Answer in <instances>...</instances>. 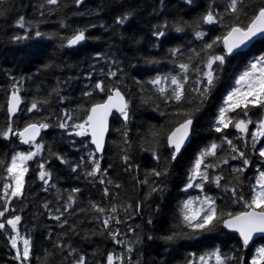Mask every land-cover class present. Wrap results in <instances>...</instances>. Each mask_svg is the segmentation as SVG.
Masks as SVG:
<instances>
[{"label": "trees", "instance_id": "1", "mask_svg": "<svg viewBox=\"0 0 264 264\" xmlns=\"http://www.w3.org/2000/svg\"><path fill=\"white\" fill-rule=\"evenodd\" d=\"M229 3L82 0L77 4L76 0H58L49 4L47 0H0V132L9 124L14 133L30 122L49 125L36 141L43 150L28 162L23 196L11 198L7 204L0 198V210L8 208L0 222L19 215L20 235L31 240L27 264H74L81 256L86 264H107L109 254L123 257L115 264H201L199 257L216 249L229 257L226 264H251L256 250L264 247V237L245 247L238 234L222 224L210 232L193 233L182 221L183 204L193 200V207H199V200L205 196L215 200L218 213L245 210L242 201H235L240 196L250 199L259 173L264 171V158L259 155L264 137L252 139L261 109H251L247 118L239 109L226 114L233 122L254 121L247 134L233 125L224 128L217 124L229 93L238 87L236 81L264 56V38L247 51L225 54L222 37L233 24L246 26L264 6V0H243L236 14ZM209 11L216 23H204ZM128 14L124 24L116 23L118 17ZM21 17L24 27L19 26ZM78 30H86L87 39L68 46L67 39ZM37 31L43 35L37 37ZM158 31L164 35L154 36ZM197 32L204 35L198 37ZM17 36L22 39L16 40ZM207 44L213 47L209 49ZM176 49L179 51L173 55ZM214 55H224L225 60L212 65L214 85L204 92L208 88L204 75L209 71L207 61ZM181 63L189 64L187 73L179 68ZM112 72L116 75H110ZM185 75L181 102L166 99L158 86L150 83L157 77H168L160 86L170 95L175 87L170 78ZM97 83L103 84L104 91L96 88ZM114 88L127 99L128 119L112 115L104 150L97 155L88 136L75 135L77 129L72 126L83 123L89 107ZM12 89L20 91L23 102L10 121L7 98ZM34 102L38 109L28 111ZM188 114L193 119L192 138L173 160L167 135ZM61 123L68 127H59ZM217 126L221 131H216ZM213 143L218 145L216 154L206 156L201 166L208 181L190 179L197 159ZM35 150L34 144L21 143L18 135L9 133L7 139L0 136V160L5 162L0 166V177H6L12 155ZM241 151L248 165L243 159H232ZM96 162L100 172L87 175ZM41 163L51 174L47 184L39 179ZM207 165L212 166L205 169ZM153 171L165 174L157 177ZM216 177L221 178L219 186ZM5 182L0 179V197ZM189 183L194 186L187 187ZM200 183L203 189L195 186ZM70 195L74 202L69 208ZM93 205L105 212H97ZM113 216L105 228L103 221ZM110 233H117L116 238ZM173 234L176 239H164ZM13 235L7 224L0 229V264H20L13 258ZM19 247L22 249V242ZM208 264H215L214 258Z\"/></svg>", "mask_w": 264, "mask_h": 264}, {"label": "snow or ice", "instance_id": "2", "mask_svg": "<svg viewBox=\"0 0 264 264\" xmlns=\"http://www.w3.org/2000/svg\"><path fill=\"white\" fill-rule=\"evenodd\" d=\"M49 4H57L58 0H47ZM77 4L82 3V0H76ZM243 3V0H230L228 5L229 9L233 14H236L240 9L239 5ZM129 15H124L118 17L116 20L117 24H124L128 20ZM239 20V16L236 17ZM204 23L213 24L216 23V17L214 14L209 11L203 17ZM19 26L24 27L23 18H20ZM177 31H182L181 28H177ZM86 30H78L72 37L67 39L68 46H74L80 42L87 39L85 35ZM258 34H264V6L260 7L258 11L253 15L250 22L247 26L240 24H233L230 27V30L227 32V35L223 37V44L228 54L233 53L235 49L240 48L242 45H245L248 41L252 40L253 37H256ZM37 37L42 36L43 34L39 31L35 33ZM154 36H163L164 32H154ZM198 37H202L204 34L197 32ZM16 40L22 39V37H15ZM27 39V37H23ZM215 43V42H214ZM207 48L211 49L213 44H207ZM179 49L173 50V55ZM225 60L224 55H214L207 61V68L209 69L204 75L207 77L208 88L204 89V92H207L214 85V75L212 71V65L219 61L220 64H223ZM189 64L181 63L179 68L183 73L189 71ZM110 75L115 76L116 73L112 72ZM168 77H157L150 81L154 86H158L157 90L162 96L169 100H175L176 102H181L184 99V82L187 79V76L177 77L172 76L170 78L171 85L175 87L172 89L171 94L168 95V90L165 87L160 86L162 81L168 80ZM238 85L232 92L229 93L227 100L225 101L226 107L220 109L219 119L217 121L218 125H223L224 128H228L230 125H233L239 132L247 134L249 131V124L254 123L251 119H239L233 122L231 117H227L228 112H235L240 110L243 114V117H249V113L253 108L261 109L262 115L259 121L257 122V130L252 133V139L255 141L258 137H264V56L260 57L257 62L250 65V70L244 72L240 78L236 81ZM96 88L100 91H104V86L102 83H97ZM203 94V93H202ZM21 100L17 91H13L11 99L9 101L8 112L10 115H14L18 110V106ZM38 103L34 102L31 105V108L28 111L37 110ZM116 109L125 120L128 119V102L125 100L124 96L121 94L119 89L110 90V94L107 99L102 103H97L92 106L90 113L87 116V119L83 123L74 124L72 127L77 129L75 135L77 136H87L91 135L92 143L96 146V151H102L104 145V133L107 131V120L108 116L111 114L112 110ZM68 119H71L69 116ZM193 120L191 115L188 114V118L184 120L178 127L175 128L167 137L168 145L172 148V159L175 160L177 155L180 154L182 147L184 146L186 140L189 137V132L192 127ZM47 123H30L22 131L14 133L9 124L6 131L0 132V136H3L5 139L8 138L9 133L18 135L21 143L29 144L35 146V151L17 152L12 155L11 160L6 165V177H0L7 182L3 184V196L0 197L5 200V204L11 198H18L23 196V190L25 186V176L29 171L28 162L33 160L42 150L43 145L36 142V138L40 135L41 129L48 128ZM61 128H67L66 123H61L59 125ZM216 131H221V128L217 126ZM228 145L232 148L233 152H237L238 149L232 144L231 140H227ZM218 145L213 143L210 148L206 149L201 156L197 159L192 177L190 179L194 180L196 177H199L202 181H208L209 177L207 171H201V166L204 163V158L206 156H214L216 154V149ZM260 157L264 158V148L259 150ZM243 159L245 165L249 164V160L245 158L244 152H239V156H233L232 159ZM128 158L125 157V160ZM227 163V160L224 161ZM5 162L0 160V166H4ZM212 165L205 166L211 167ZM40 172L39 179L44 181L45 184L48 183V178L51 174L45 170L44 164H39ZM75 171V169H73ZM237 171H242V169H237ZM100 172L99 163L96 162L93 170L88 172L89 176H96ZM165 173L159 171H153L152 175L161 176ZM220 177L215 178V183L219 186ZM101 183H104L101 180ZM147 183V181H144ZM192 183H189L187 187H193ZM203 189V183L195 185ZM158 189L153 188V191ZM79 189H73V192H78ZM107 189H105V194H107ZM233 195L235 196V189H232ZM69 203L67 207H71L74 202V197L69 196ZM243 202L244 208L246 210L239 211L236 213L233 212H223L218 213L216 202L213 198L205 196L202 200H199V207H193V200H188L183 204L182 207V221L185 227L190 229L193 233H204L213 231L218 225L222 224L224 228L230 229L239 234L242 239L243 245L247 247L252 241L255 234H264V171L259 173V177L256 181V185L252 189V195L250 199L245 200L243 196H240L235 202ZM47 207V205H45ZM93 208L100 213H104L105 209L97 205H93ZM8 211V208L5 207L3 210H0V217L5 216V212ZM113 213L116 212V208L111 209ZM226 217V218H225ZM55 219L59 220L60 216H56ZM115 219V217H109L103 221L105 228L109 226V220ZM21 221L19 215L14 216L11 219H7L6 222H0V229L5 228V224L11 227L15 235L11 236V247L16 250V254L13 257L15 260L19 261L20 264H27L31 259V240L30 238L20 235L18 225ZM116 223H120L116 219ZM113 239L116 238L117 233H110ZM177 238L176 234L169 235L164 239L167 241H172ZM19 242H22V249L19 247ZM119 243V241H117ZM131 251V248L128 249ZM215 260V264H226V261L229 257H225L221 254L219 249H216L208 256H200L199 260L201 264H208L210 259ZM107 264H115V261H123V257L114 256L109 254L107 256ZM74 264H86L85 257L81 256ZM243 264V262H242ZM251 264H264V247H260L256 250L255 255L252 257Z\"/></svg>", "mask_w": 264, "mask_h": 264}, {"label": "water", "instance_id": "3", "mask_svg": "<svg viewBox=\"0 0 264 264\" xmlns=\"http://www.w3.org/2000/svg\"><path fill=\"white\" fill-rule=\"evenodd\" d=\"M226 35H227V34H226ZM260 38H264V34H258L256 37H253L252 40L248 41L245 45H242L240 48L235 49V50L233 51V53H231V54H228V53H227V50L225 49L224 44H223V47H224V49H225V51H226V54L231 56V55H234V54H236V53H238V52L246 51L247 49H249V48L254 44V42H256V41H257L258 39H260ZM222 42H223V39H222ZM80 43H81V42H80ZM80 43H79V44H80ZM79 44H77V45H79ZM77 45H74V46H77ZM114 89H119V88H114ZM114 89H113V90H114ZM16 91H17V90H16ZM119 91L121 92V94L124 96V98H125V100H126V97H125V95L123 94V92H122L120 89H119ZM12 93H13V90H11V91L9 92V94H8V98H7V112H8L9 101H10V99H11V95H12ZM17 94L19 95L21 102H20V104H19V106H18V110L16 111V113H15L14 115H10L9 112H8L9 120H12L13 117L16 116V115L18 114L19 109H20L21 104H22V97H21L20 92L17 91ZM108 95H109V94H108ZM108 95L105 97V99H104L103 101H100V102H97V103H102V102H104V101L107 99ZM126 101H127V100H126ZM97 103H94V104H92V105L89 107L88 112H87V116H88V114L90 113V109L92 108V106L95 105V104H97ZM114 112L119 113L116 109H113L112 112H111V114L108 116V120H107V131L104 133V145H103V150H104L105 142H106V138H107V135H108V132H109L110 120H111V117H112V115H113ZM87 116H86V119H87ZM192 120H193V119H192ZM183 122H184V121H182V122H180L179 124H177V125H176V126L170 131V133H171L173 130H175V128L178 127V126H179L181 123H183ZM30 123H37V122H30ZM30 123H28V124H30ZM28 124L24 125L21 129L18 130V132L22 131V130H23ZM37 124H39V123H37ZM192 128H193V124H192V127H191L190 132H189V137H188V139L186 140V142H185L184 146L182 147L181 151H182L183 148H185V146H187V145L189 144V142L191 141V138H192ZM41 133H42V129H41V131H40V135H41ZM170 133H169V134H170ZM169 134H168V135H169ZM40 135L36 138V140L39 139ZM168 135H167V137H168ZM88 136H89V142H90V144L93 146L95 152H96L98 155L102 154L103 150L97 152V151H96V146L92 143L91 135L89 134ZM167 143H168V141H167ZM226 229H227V228H226ZM228 230H230V229H228ZM231 231H232V230H231ZM238 235H239V234H238ZM239 237H240V236H239ZM260 237H264V234H255V235L253 236L252 241H250V243H249L248 246H250L254 241H256V240H257L258 238H260ZM240 239H241V238H240ZM241 241H242V239H241Z\"/></svg>", "mask_w": 264, "mask_h": 264}]
</instances>
